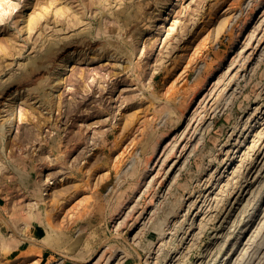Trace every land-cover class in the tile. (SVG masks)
I'll return each instance as SVG.
<instances>
[{
    "label": "rangeland",
    "instance_id": "obj_1",
    "mask_svg": "<svg viewBox=\"0 0 264 264\" xmlns=\"http://www.w3.org/2000/svg\"><path fill=\"white\" fill-rule=\"evenodd\" d=\"M0 21V264H264V0H0ZM33 221L47 239L11 251Z\"/></svg>",
    "mask_w": 264,
    "mask_h": 264
},
{
    "label": "crops",
    "instance_id": "obj_2",
    "mask_svg": "<svg viewBox=\"0 0 264 264\" xmlns=\"http://www.w3.org/2000/svg\"><path fill=\"white\" fill-rule=\"evenodd\" d=\"M25 205L24 202H20L17 199H13V200H6L5 198V207L8 209L6 212V210H4V215H6L8 217L9 222L7 223L9 226L8 228L10 230H19V229H23L24 227L21 228V226L18 225V222L16 220H21L23 219L21 217L22 213H23V208L22 205ZM5 217V216H4ZM56 222H54L55 224ZM23 224V222H22ZM56 225V224H55ZM29 230H30V235L31 237L29 238H25L22 239L23 241H19L21 239H14L12 242V244H10V248L11 251H30L32 250V248L37 247L38 246V241L41 242L43 241V239H47L46 233H44V229L42 227V225L37 222V221H33L30 223L29 225ZM35 235V236H34ZM56 233L53 236V239L56 238ZM48 243H44L40 246H48Z\"/></svg>",
    "mask_w": 264,
    "mask_h": 264
},
{
    "label": "bare ground",
    "instance_id": "obj_3",
    "mask_svg": "<svg viewBox=\"0 0 264 264\" xmlns=\"http://www.w3.org/2000/svg\"><path fill=\"white\" fill-rule=\"evenodd\" d=\"M172 6V5H171ZM171 8V7H170ZM170 8H168L167 10H169ZM169 14V13H168Z\"/></svg>",
    "mask_w": 264,
    "mask_h": 264
},
{
    "label": "clouds",
    "instance_id": "obj_4",
    "mask_svg": "<svg viewBox=\"0 0 264 264\" xmlns=\"http://www.w3.org/2000/svg\"><path fill=\"white\" fill-rule=\"evenodd\" d=\"M0 23H3V21H0Z\"/></svg>",
    "mask_w": 264,
    "mask_h": 264
}]
</instances>
